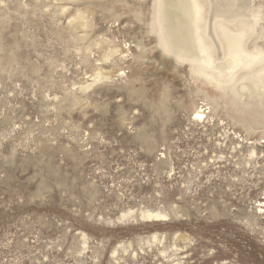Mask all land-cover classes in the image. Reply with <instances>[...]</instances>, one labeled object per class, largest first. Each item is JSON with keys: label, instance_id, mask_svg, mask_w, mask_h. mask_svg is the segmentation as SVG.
<instances>
[{"label": "rangeland", "instance_id": "obj_1", "mask_svg": "<svg viewBox=\"0 0 264 264\" xmlns=\"http://www.w3.org/2000/svg\"><path fill=\"white\" fill-rule=\"evenodd\" d=\"M194 2L213 68L216 8L264 51V0ZM157 3L0 0V264H264V83L164 50Z\"/></svg>", "mask_w": 264, "mask_h": 264}, {"label": "bare ground", "instance_id": "obj_2", "mask_svg": "<svg viewBox=\"0 0 264 264\" xmlns=\"http://www.w3.org/2000/svg\"><path fill=\"white\" fill-rule=\"evenodd\" d=\"M170 4L171 9L158 0L156 10L155 22L164 50L175 51L182 61H188L199 72L211 69L210 78L223 84L224 88L232 87L236 81L264 83V51L256 46L252 49L245 46L254 30L250 21L236 20L234 15L226 19L218 8L215 9L212 30L222 50V62L213 68L211 63L216 57V47L207 35L206 10L194 0H171ZM115 51L112 48L110 53ZM238 71H242L240 77ZM200 112L194 114L200 117Z\"/></svg>", "mask_w": 264, "mask_h": 264}]
</instances>
